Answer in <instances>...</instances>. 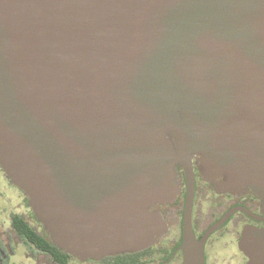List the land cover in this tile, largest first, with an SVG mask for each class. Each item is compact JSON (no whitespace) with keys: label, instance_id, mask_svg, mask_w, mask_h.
<instances>
[{"label":"water","instance_id":"water-1","mask_svg":"<svg viewBox=\"0 0 264 264\" xmlns=\"http://www.w3.org/2000/svg\"><path fill=\"white\" fill-rule=\"evenodd\" d=\"M194 155L222 190L264 199V0H0V166L59 249L149 247L179 164L203 264ZM242 247L264 264V229Z\"/></svg>","mask_w":264,"mask_h":264},{"label":"flooded vegetation","instance_id":"flooded-vegetation-1","mask_svg":"<svg viewBox=\"0 0 264 264\" xmlns=\"http://www.w3.org/2000/svg\"><path fill=\"white\" fill-rule=\"evenodd\" d=\"M192 163L195 189L191 227L196 240L203 245V264H250L252 258L242 247L243 232L251 227L264 229V199L251 190H222L219 184L225 178L205 179L199 155L193 156ZM175 173L178 183L175 198L152 207L166 223V231L156 237L154 243L145 249L101 259L81 261L72 256L69 264H188L184 246L188 188L181 165H175ZM224 218V222L204 239L209 229ZM26 226L39 234L45 231L35 218L27 195L0 166V255L8 257L9 264L19 259H27L30 264H47L40 251H32L25 244Z\"/></svg>","mask_w":264,"mask_h":264},{"label":"trees","instance_id":"trees-1","mask_svg":"<svg viewBox=\"0 0 264 264\" xmlns=\"http://www.w3.org/2000/svg\"><path fill=\"white\" fill-rule=\"evenodd\" d=\"M45 231L39 234L26 226L23 238L27 247L32 251L35 249L40 251L42 258L47 260V264H69L72 256L54 245ZM0 264H9L8 257L0 255Z\"/></svg>","mask_w":264,"mask_h":264},{"label":"rangeland","instance_id":"rangeland-1","mask_svg":"<svg viewBox=\"0 0 264 264\" xmlns=\"http://www.w3.org/2000/svg\"><path fill=\"white\" fill-rule=\"evenodd\" d=\"M14 263L15 264H30V261L27 259H19V260H15Z\"/></svg>","mask_w":264,"mask_h":264}]
</instances>
